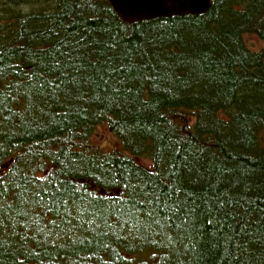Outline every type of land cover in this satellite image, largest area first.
Here are the masks:
<instances>
[{"label": "trees", "instance_id": "16d2710c", "mask_svg": "<svg viewBox=\"0 0 264 264\" xmlns=\"http://www.w3.org/2000/svg\"><path fill=\"white\" fill-rule=\"evenodd\" d=\"M0 264H264V0H0Z\"/></svg>", "mask_w": 264, "mask_h": 264}, {"label": "water", "instance_id": "95a60500", "mask_svg": "<svg viewBox=\"0 0 264 264\" xmlns=\"http://www.w3.org/2000/svg\"><path fill=\"white\" fill-rule=\"evenodd\" d=\"M117 16L128 25L156 19L207 14L213 0H108Z\"/></svg>", "mask_w": 264, "mask_h": 264}, {"label": "rangeland", "instance_id": "374dc122", "mask_svg": "<svg viewBox=\"0 0 264 264\" xmlns=\"http://www.w3.org/2000/svg\"><path fill=\"white\" fill-rule=\"evenodd\" d=\"M245 43L254 51H258L263 47L262 41L253 34L245 36ZM91 141L93 145L107 150L121 149L119 140L110 132L107 125L98 126L92 134ZM137 161L145 167H151V161L147 157L137 158Z\"/></svg>", "mask_w": 264, "mask_h": 264}]
</instances>
